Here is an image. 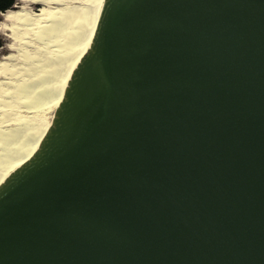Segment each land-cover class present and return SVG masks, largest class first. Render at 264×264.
I'll return each mask as SVG.
<instances>
[{"label":"water","instance_id":"1","mask_svg":"<svg viewBox=\"0 0 264 264\" xmlns=\"http://www.w3.org/2000/svg\"><path fill=\"white\" fill-rule=\"evenodd\" d=\"M0 264H264V0H104Z\"/></svg>","mask_w":264,"mask_h":264},{"label":"bare ground","instance_id":"2","mask_svg":"<svg viewBox=\"0 0 264 264\" xmlns=\"http://www.w3.org/2000/svg\"><path fill=\"white\" fill-rule=\"evenodd\" d=\"M104 0H19L0 14V183L32 156L70 74L94 34Z\"/></svg>","mask_w":264,"mask_h":264},{"label":"trees","instance_id":"3","mask_svg":"<svg viewBox=\"0 0 264 264\" xmlns=\"http://www.w3.org/2000/svg\"><path fill=\"white\" fill-rule=\"evenodd\" d=\"M17 0H0V14L5 12L6 10H10L13 8L14 4ZM3 45L2 39L0 38V47Z\"/></svg>","mask_w":264,"mask_h":264},{"label":"rangeland","instance_id":"4","mask_svg":"<svg viewBox=\"0 0 264 264\" xmlns=\"http://www.w3.org/2000/svg\"><path fill=\"white\" fill-rule=\"evenodd\" d=\"M19 4V0H17V2L14 4L13 8L12 9H15L16 6L15 5H18ZM1 20V18H0ZM0 38L2 39V42H3V45L0 47V57L3 56L4 54L8 53V49H7V46L9 44V40L2 34H0ZM54 113V111H53ZM52 113V115H53ZM52 118V117H51Z\"/></svg>","mask_w":264,"mask_h":264}]
</instances>
